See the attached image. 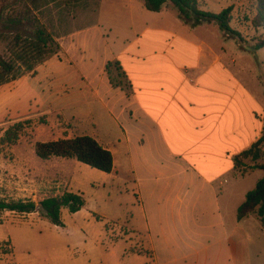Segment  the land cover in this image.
Listing matches in <instances>:
<instances>
[{"label": "crops", "instance_id": "0c3cea01", "mask_svg": "<svg viewBox=\"0 0 264 264\" xmlns=\"http://www.w3.org/2000/svg\"><path fill=\"white\" fill-rule=\"evenodd\" d=\"M198 1L205 12L233 8L231 27L255 44L257 0ZM90 4L73 19L84 21L57 38L58 54L10 91L26 85L24 118L45 117L53 141L94 138L113 154L114 169L46 160L38 188L83 194L86 205L63 208L64 227L45 215L11 224L20 228L0 239L13 248L0 264H264L260 220L238 219L264 175L251 190L237 187L263 170L241 177L235 169V158L264 134V89L234 75L221 36L217 45L200 32L211 23L194 26L169 5L152 12L142 0ZM112 61L121 63L129 93L111 85ZM109 223L124 234L112 238Z\"/></svg>", "mask_w": 264, "mask_h": 264}, {"label": "trees", "instance_id": "16d2710c", "mask_svg": "<svg viewBox=\"0 0 264 264\" xmlns=\"http://www.w3.org/2000/svg\"><path fill=\"white\" fill-rule=\"evenodd\" d=\"M5 0H0V5ZM38 0H24L25 10L16 15L5 12L6 7L0 9V36L7 40L14 35L9 46L11 60L0 57V86L10 79H17L19 70L26 73H35L38 66L52 56L58 54L61 47L47 26L37 18L34 13ZM89 1V0H84ZM99 1V0H94ZM145 7L152 12H160L170 3L178 8L181 18L189 24L198 26L203 23H216L227 37L237 40L242 46L245 38L231 27L233 8H227L215 14L200 9L198 0H142ZM83 0H78V3ZM34 6V7H32ZM253 27L259 33L255 38L253 51L264 49V0H257V13L252 20ZM110 83L114 88H121L129 93L130 81L119 61H112L105 69ZM33 124L31 120L18 122L5 131L0 139L1 145H13L20 140V136ZM36 154L42 160L53 157L73 158L92 168L105 173H112L114 169L113 154L105 149L97 140L90 136H81L74 139H59L51 142L36 143ZM249 161L250 164L247 163ZM235 169L241 177L253 170L264 171V134L248 150L235 158ZM86 205L83 194L66 192L62 196L48 197L39 203V209L57 226L64 227L62 219L63 208H68L71 213L82 210ZM38 209L32 200H6L0 199V211H11L22 214L34 213ZM256 216L264 228V177L256 187L249 191L245 202L238 209V219ZM0 241V254H9L4 251Z\"/></svg>", "mask_w": 264, "mask_h": 264}, {"label": "rangeland", "instance_id": "374dc122", "mask_svg": "<svg viewBox=\"0 0 264 264\" xmlns=\"http://www.w3.org/2000/svg\"><path fill=\"white\" fill-rule=\"evenodd\" d=\"M90 1L78 3V0H38L34 13L41 23L45 24L51 34L55 38L66 34L73 27L81 24L84 19L76 18L80 13H84L86 5ZM89 2V3H88ZM94 3V2H92ZM31 5V4H30ZM6 7L5 12L10 15H16L25 10L24 0H5L1 3ZM32 6V5H31ZM34 7V6H32ZM93 10V4L89 5ZM172 13L180 14V11L173 4H169ZM95 20V19H94ZM212 28H207L205 32L211 38L219 37L223 43L224 50L228 56L236 61V68L233 69L234 75L246 86L251 89H264V49L259 54L253 51L250 44H245L243 48L235 39H227L226 34L219 28L216 23H211ZM2 29L0 28V33ZM250 32L256 34V30L250 27ZM213 34V35H212ZM14 35H10L7 40L0 36V57L11 60L10 42ZM32 75L24 70H19L18 78L10 79L4 85L0 86V139L4 136L5 131L18 122L31 120L33 124L26 128L20 136V140L13 145H1L0 143V199L6 200H32L37 206L48 197H53L54 193L40 190L38 188L45 171V161L36 154V143L51 142L54 140L52 129L43 126L45 117L38 116L36 118H24L31 110V101L29 97L24 96L23 90L29 89L26 85H16L15 92H11L15 85L14 81L24 76ZM34 74V73H33ZM264 175L263 171H257L249 176L245 181L237 185V187L251 190L254 188L258 180ZM236 182L232 179L229 185ZM91 196V195H89ZM60 197V195L58 196ZM44 216L39 209V213L22 214L11 211H0V239H7L8 235L14 228L11 224H21L24 222H35V217ZM40 216V217H41ZM4 251H12V243L10 240L1 241ZM5 253H1L3 255ZM12 254V253H9Z\"/></svg>", "mask_w": 264, "mask_h": 264}, {"label": "built area", "instance_id": "2783aa9c", "mask_svg": "<svg viewBox=\"0 0 264 264\" xmlns=\"http://www.w3.org/2000/svg\"><path fill=\"white\" fill-rule=\"evenodd\" d=\"M39 212V206H38V209L34 212ZM30 214H33V213H30ZM28 214V215H30ZM108 227H109V230L111 231V235H112V238H119L120 235L124 234V230L122 227H120L117 223H109L108 224ZM134 240H137L139 241L138 243H140L141 239L139 237H133Z\"/></svg>", "mask_w": 264, "mask_h": 264}]
</instances>
